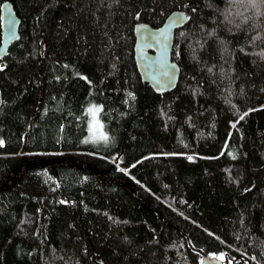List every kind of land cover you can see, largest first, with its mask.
Returning a JSON list of instances; mask_svg holds the SVG:
<instances>
[{"label":"trees","instance_id":"1","mask_svg":"<svg viewBox=\"0 0 264 264\" xmlns=\"http://www.w3.org/2000/svg\"><path fill=\"white\" fill-rule=\"evenodd\" d=\"M6 1L0 264H264V0ZM174 11L158 95L134 28Z\"/></svg>","mask_w":264,"mask_h":264},{"label":"water","instance_id":"2","mask_svg":"<svg viewBox=\"0 0 264 264\" xmlns=\"http://www.w3.org/2000/svg\"><path fill=\"white\" fill-rule=\"evenodd\" d=\"M189 19L187 12L174 11L158 29L145 23L135 26L134 61L144 88H150L158 95L171 93L176 89L181 69L172 61V50L176 32L184 28ZM20 23L12 3L4 2L0 8V60L6 57L12 44L18 41ZM201 264L230 263L202 253Z\"/></svg>","mask_w":264,"mask_h":264},{"label":"rangeland","instance_id":"3","mask_svg":"<svg viewBox=\"0 0 264 264\" xmlns=\"http://www.w3.org/2000/svg\"><path fill=\"white\" fill-rule=\"evenodd\" d=\"M91 133L94 139H98L101 136L100 125L97 121H93L91 124Z\"/></svg>","mask_w":264,"mask_h":264}]
</instances>
